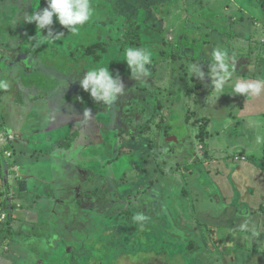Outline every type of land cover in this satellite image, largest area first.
Segmentation results:
<instances>
[{
  "label": "crops",
  "instance_id": "0c3cea01",
  "mask_svg": "<svg viewBox=\"0 0 264 264\" xmlns=\"http://www.w3.org/2000/svg\"><path fill=\"white\" fill-rule=\"evenodd\" d=\"M94 1L98 5L105 4L107 10L96 17L127 19L128 23L135 25V29H144L145 35L168 30L169 34L175 33L176 36V40L171 35L168 37L174 67L167 71L164 64L168 60H162L161 56L154 71L174 81L171 85L175 86L173 93L177 96L172 100V113L166 123L170 126L167 134L174 137L169 139L174 140L172 142L177 147L175 158L181 159L182 167L188 170L183 174L187 180L182 182L180 178L174 186L171 181L177 180L176 177L171 175L168 181L169 176L163 178L162 175L160 179L147 182L145 197L149 196L150 201L145 200V206L162 207L164 212L177 216L179 222L176 224L183 225L179 227L186 228L188 225L189 230L182 238L188 240L186 245L189 248L203 256L204 264H264V142L257 143L256 140L257 136H264V123L260 120L264 116V89L258 96L233 93L238 82H264V0H222L220 3L218 0ZM259 2L262 4L259 5ZM171 3L177 6V10L174 8L180 20L177 25H172L162 16L163 13L170 16L172 7L165 11L160 9V6ZM214 49L227 53L231 72L221 91H217L214 85L217 78L211 67ZM162 51L166 53L165 49ZM31 62L28 60L29 67ZM194 64L200 66L203 79H198L192 71ZM18 70L20 74L26 72L24 67ZM51 77L53 86L47 91L42 90V93L37 87H20L21 91H30L29 100L4 96V89L0 95V220L6 219L0 222V239L9 236L10 245L21 260L27 257L26 254L37 251L31 248V239L41 238L45 229L36 225L46 223L45 216L51 213L49 204L56 201L66 203L71 193L76 194L73 199L78 204L82 200L84 186L81 184L78 187V183L83 177L85 151L71 157L64 155V149L53 152L46 145L44 150L47 153L43 156L37 154H41L43 149H38V145L43 139L51 138L54 131L71 127L73 140L78 137L75 126L78 121L81 131L84 129L81 123L85 119L78 112L81 110L79 105L83 103L70 100L71 104H77L74 110L64 113L59 109L53 111L45 104L49 102V95L63 93L77 77L67 81ZM18 82L21 85L20 79ZM185 85L186 89L182 88ZM135 88L138 89V85ZM81 91L83 89L74 95L77 99ZM186 101L189 102L186 106L188 113L184 115L183 104ZM66 104L57 102L60 109ZM44 107L50 116L42 124L34 113L35 109H39L43 116H47L43 113ZM260 114L263 116L258 117ZM96 126H87L84 136L87 141ZM201 132L205 135L202 140ZM184 141L203 144L204 156H196L195 145L193 150H184ZM71 145V139H68L65 146ZM143 147L144 144L127 152L138 156L144 163L140 153L145 151L148 156V150ZM76 160L79 164L75 163ZM146 161V166H157L155 160L149 162L148 158ZM78 169L79 172L74 175L72 170ZM140 169L135 166L134 174H139ZM41 173L49 175V179L36 183ZM82 183L88 185L87 181ZM154 184L158 192L152 199L149 191L154 189ZM20 194L30 201L26 208L13 203L15 195ZM169 198L172 200L169 201ZM17 222L23 223L25 229L20 232L14 229ZM172 223L175 224V221L172 220ZM245 223L249 230L241 231L240 226ZM2 225L4 228H1ZM5 228L11 231L10 235L4 234Z\"/></svg>",
  "mask_w": 264,
  "mask_h": 264
},
{
  "label": "rangeland",
  "instance_id": "374dc122",
  "mask_svg": "<svg viewBox=\"0 0 264 264\" xmlns=\"http://www.w3.org/2000/svg\"><path fill=\"white\" fill-rule=\"evenodd\" d=\"M221 1L218 0V3ZM90 4L93 16L75 34L60 25L54 16V23L50 27L54 33L63 35L55 43L49 44L45 37L46 29L41 31L35 23L29 24L24 21L26 15L47 7L46 0H0V81L8 85L6 89L0 88V95L4 89V96L26 101L29 100L30 91L27 89L21 91V86L31 88L37 86L38 92H41L53 86L51 76L60 81L77 77L72 79L73 84H70L69 88L66 87L63 93L49 95L47 97L49 102L45 104L53 111L59 109L64 113L74 110L77 103H83L79 105L81 110H78L85 119L81 123L84 124L83 131L80 121L75 125L78 137H74L73 140L71 127L54 131L55 134L51 138L43 139L38 145V149L43 148V154H37L45 155L47 151L44 147L48 145L53 152L64 149L62 151L66 156L72 157L79 151H85L84 156L87 155L83 177L79 178L78 183V187H81V184L84 186L81 190V202L78 204L73 199L76 198L73 192L75 195L71 193L67 198V202L72 201L68 202L69 205L67 202L59 201L49 204L51 213L45 216L46 223L36 225L45 229L41 238L31 239L33 245L31 248L38 252L26 254L27 257L23 260L15 255V249L10 245V237L3 236L0 239V264H204L203 256L189 248L186 245L188 240L182 238L189 230V226L179 227L178 225L182 223L176 224L179 221L176 220L175 214L171 216L164 212L162 207L152 208V205L148 204L146 207L144 204L145 200L150 201L149 196L147 199L145 197L147 182L169 176L168 181L176 177L174 183L171 181L175 186L180 178L183 179L182 182L187 180L183 178V174L188 170L182 167L181 159L175 158L177 147L172 142L174 140L169 139L172 136H168L167 130L157 126L162 120L163 125H166L172 113V100L175 99V95L177 96L173 93L175 86L171 85V82L174 83L173 79L167 80L154 71L161 56L162 60H168L164 64L167 71L174 67V56L168 45V37L171 35L175 39V33L169 34L167 30L145 35L146 31L142 29L133 34L135 25L128 23L127 19L96 17L107 11L105 4L98 5L94 0H90ZM261 4L259 2V5ZM168 7H172L170 16L165 13L162 16L172 25H177L180 22L174 11V8L177 10V6L174 7L171 3L160 6V9L165 11ZM97 27L100 32L97 31ZM88 37H93L92 43H103L102 46L96 47L98 57L93 54L83 57ZM129 47H143L151 51L152 62L147 66L150 73L147 77L140 76L135 79L131 76L124 62V52ZM162 49L166 50L165 54ZM28 60L32 61L31 67ZM93 66H109L113 76L119 75L124 85V94L111 105L94 102L84 90L78 99L74 96L82 90L79 82L85 72ZM20 67H24L26 71L24 74L19 73ZM33 68L38 69L32 71ZM137 85L138 89L135 88ZM182 88L186 89V85ZM70 100L77 103L72 105ZM57 102L67 104L60 109ZM188 103L186 101L183 104L184 115L188 113L186 109ZM45 109L44 107L43 113L48 114L47 116H43L39 109H35V113L31 112L35 114L36 119H41L42 124L44 120L48 121L47 118L50 116ZM261 114L258 117H262ZM88 116L91 117L87 118ZM260 120L264 123V116ZM97 123L100 125L96 126ZM91 125L96 127L89 134L87 141L84 136L88 130L87 126ZM42 130L44 134V129ZM80 137L82 139L77 140ZM68 139H71V147L65 146ZM143 144L148 150V156L145 151L140 153L144 163L138 156L127 152L128 149L135 150ZM183 144L186 151L193 150L195 145L193 141H184ZM195 149L196 156L202 158L203 144L197 142ZM179 155L182 156V153ZM148 158L149 162L155 160L157 166H146ZM76 164L74 166H77ZM135 166L141 168L140 175L134 174ZM72 172L75 175L79 169ZM147 175H149L147 178L141 177ZM75 177L78 179V176ZM45 179H49V175L41 173V176H37L36 183H44ZM85 181L88 185L82 183ZM156 187L154 184V189L149 191L152 199L157 196ZM28 201V197L22 194L15 195L13 199L15 206L27 207L30 202ZM141 213L146 219L135 222L133 217ZM3 219L0 222L6 221ZM3 225L1 228L6 226ZM193 225L190 224L192 227ZM13 228L20 232L25 226L17 222Z\"/></svg>",
  "mask_w": 264,
  "mask_h": 264
},
{
  "label": "clouds",
  "instance_id": "9594fccd",
  "mask_svg": "<svg viewBox=\"0 0 264 264\" xmlns=\"http://www.w3.org/2000/svg\"><path fill=\"white\" fill-rule=\"evenodd\" d=\"M47 7L40 11L28 14L24 17L27 23H35L36 27L47 30L45 36L49 44L55 43L63 33H54L50 27L53 25V17L69 32L75 34L79 28L88 23L93 16V9L90 0H46ZM124 62L130 70L131 76L137 78L147 77L150 73L148 65L152 62V53L143 47H129L124 52ZM227 53L220 49L212 52L213 72L216 74L215 88L217 91L223 90V86L228 77L231 76L227 63ZM192 71L198 79H203L204 73L198 64L192 65ZM80 87L87 93L94 102L111 105L119 96L124 94V85L119 77H115L109 70V66H93L88 69L80 80ZM7 83L0 81V88H7ZM264 89V82H238L233 88L234 94L258 96ZM257 143L264 142V136H257ZM146 217L141 213L133 217L135 222L144 221ZM241 231H248L247 223L240 226Z\"/></svg>",
  "mask_w": 264,
  "mask_h": 264
},
{
  "label": "trees",
  "instance_id": "16d2710c",
  "mask_svg": "<svg viewBox=\"0 0 264 264\" xmlns=\"http://www.w3.org/2000/svg\"><path fill=\"white\" fill-rule=\"evenodd\" d=\"M98 28L99 27H97V31L98 32H100V30H98ZM137 31H138V29H135L134 31H133V33L134 34H136L137 33ZM88 39V40H87ZM86 39V41L88 42L87 43V46L85 47L86 49H85V51H84V53L85 54H83V57H86L87 55H89V54H93V55H95V57H98V55H96V47H100V46H102L103 45V43H92V40H93V37H88ZM84 45H85V41H84ZM37 87V86H36ZM85 98H88V97H85ZM157 126L158 127H160V128H162V129H165V130H167V132H168V129H169V125L167 124V125H163V120L162 121H159L158 123H157ZM166 127V128H165ZM204 129V128H203ZM201 131H202V128H201ZM203 133H205V129H204V132ZM202 132H201V135H200V137H201V139L200 140H202L203 138H204V134H203ZM4 234L5 235H10V233H11V231H9V229H7V228H5L4 229ZM3 234V233H2Z\"/></svg>",
  "mask_w": 264,
  "mask_h": 264
},
{
  "label": "built area",
  "instance_id": "2783aa9c",
  "mask_svg": "<svg viewBox=\"0 0 264 264\" xmlns=\"http://www.w3.org/2000/svg\"><path fill=\"white\" fill-rule=\"evenodd\" d=\"M2 217H4V216H2Z\"/></svg>",
  "mask_w": 264,
  "mask_h": 264
}]
</instances>
